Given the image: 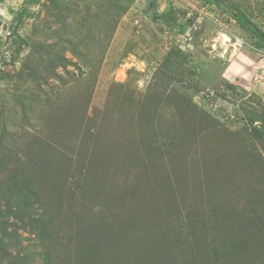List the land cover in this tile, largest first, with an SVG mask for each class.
<instances>
[{"label": "rangeland", "instance_id": "rangeland-1", "mask_svg": "<svg viewBox=\"0 0 264 264\" xmlns=\"http://www.w3.org/2000/svg\"><path fill=\"white\" fill-rule=\"evenodd\" d=\"M259 33L264 0H0V264H264Z\"/></svg>", "mask_w": 264, "mask_h": 264}, {"label": "trees", "instance_id": "trees-1", "mask_svg": "<svg viewBox=\"0 0 264 264\" xmlns=\"http://www.w3.org/2000/svg\"><path fill=\"white\" fill-rule=\"evenodd\" d=\"M208 1H210L211 3H213V4H215V5H217L218 7H221L222 6V0H208ZM233 16H234V19H236L239 23H241V24H243L244 23V20H243V18L240 16V15H238V14H236V13H234L233 14ZM262 37H264V33H259ZM196 109H199L197 106H196ZM248 116H249V119H250V122L253 124L254 122H257V121H261V123L263 124V126H261L260 128H259V126H253L254 127V129H253V132L251 133V136H253V137H256V138H260V137H262V135L264 134V115L261 117V118H258V117H256V116H253V115H251V114H248ZM264 163V162H263ZM226 187H229V185L228 184H226V186H222V185H220V184H218L217 186H216V190H217V193H216V195L215 196H220L219 197V199H218V205L217 206H219L220 208H221V210L223 211V210H225V209H223L222 207L225 205V200H226V198L229 196V191L227 190V189H224V188H226ZM8 187H6L5 188V190L3 189V186L0 188V193L1 192H9V189H7ZM222 192H226L227 194H228V196L225 198V197H222V196H224V195H222L221 196V193ZM214 195V194H213ZM17 200V199H16ZM18 206V205H17ZM13 207V206H12ZM0 209H1V207H0ZM18 209V210H17ZM16 210L17 211H11L13 214H15V216L16 217H19L20 215H19V208H17ZM7 215H6V213L5 214H1L0 213V218H2V221H1V219H0V228L2 229V231H3V233H4V235H9L10 233H9V231H8V222H7ZM33 222L35 223V230H32V231H34V232H37V234L39 235V236H43V235H45V234H47V233H49V229H50V226H48V223H46L45 221H44V219H36V222L33 220ZM3 239H4V237L3 236H1L0 237V246H1V249L2 250H4L5 249V243H4V241H3ZM238 247L240 248V247H244L245 248V246H243L242 244H236L234 247H232V248H230V251H232L233 249H235V250H238ZM243 248V249H244ZM17 258H19V257H17ZM14 260H16V258H14ZM12 264H16V263H12Z\"/></svg>", "mask_w": 264, "mask_h": 264}, {"label": "built area", "instance_id": "built-area-1", "mask_svg": "<svg viewBox=\"0 0 264 264\" xmlns=\"http://www.w3.org/2000/svg\"><path fill=\"white\" fill-rule=\"evenodd\" d=\"M240 47H241V45H239ZM254 78H255V80H261L262 81V78H264V75H263V73H260V74H257V75H255L254 76Z\"/></svg>", "mask_w": 264, "mask_h": 264}, {"label": "crops", "instance_id": "crops-1", "mask_svg": "<svg viewBox=\"0 0 264 264\" xmlns=\"http://www.w3.org/2000/svg\"><path fill=\"white\" fill-rule=\"evenodd\" d=\"M184 30H185V29H184ZM184 30H183V31H184Z\"/></svg>", "mask_w": 264, "mask_h": 264}]
</instances>
